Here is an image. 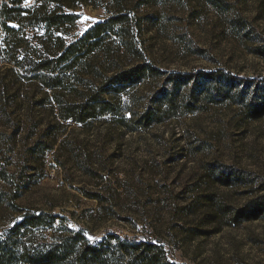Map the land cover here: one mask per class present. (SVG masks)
<instances>
[{
	"label": "rangeland",
	"instance_id": "rangeland-1",
	"mask_svg": "<svg viewBox=\"0 0 264 264\" xmlns=\"http://www.w3.org/2000/svg\"><path fill=\"white\" fill-rule=\"evenodd\" d=\"M231 1L264 40V0ZM97 2L100 6L95 8L77 7L72 13L78 20L58 36L67 44L74 42L109 18L111 7ZM155 13L146 10L139 15ZM170 16L176 23L183 21L179 13ZM162 30L159 38L148 31L142 37L161 71L219 68L238 78L264 79V57L253 53L264 45L257 38L218 40L205 24L189 36L209 50L206 59L186 54L177 40L167 38V27ZM42 36L41 31L25 34L33 49ZM4 38L0 35L1 58L7 55ZM3 61L0 74L7 66ZM20 72L12 75L13 86L5 79L8 84L0 91L11 96L19 89L16 98L5 103L6 110L0 109V133L5 138L0 140V170L10 174L9 183L0 180V264H46L44 256L58 254L74 240L76 252L87 246L99 249L103 264H145L123 251L132 252L126 246L139 242L156 248L155 264H264V218L237 223L232 219L248 202L264 196V116L237 125L240 109L223 104L173 117L148 131L127 132L109 117L88 127L69 121L55 126L58 119L50 98L43 106L35 104L49 92L39 82H27ZM162 87L158 79L128 91L145 104ZM127 97H122L123 103ZM48 126L52 137L44 133ZM214 160L248 179L230 186L216 183L204 167ZM194 202L199 205L190 212ZM187 207L191 208L184 210ZM30 216H40L45 225L16 232ZM53 264L77 263L68 258Z\"/></svg>",
	"mask_w": 264,
	"mask_h": 264
},
{
	"label": "trees",
	"instance_id": "trees-1",
	"mask_svg": "<svg viewBox=\"0 0 264 264\" xmlns=\"http://www.w3.org/2000/svg\"><path fill=\"white\" fill-rule=\"evenodd\" d=\"M97 1L0 0V35L5 36L3 47L7 49L6 58L0 57L7 65L5 74H0V91L6 84L15 83L12 75L17 71H21L27 82H39L49 93L40 96L35 104L43 106L50 98L52 112L58 119L55 126L60 125V121H69L88 127L98 119L109 117L112 124H119L127 132L148 131L173 117L200 114L223 104L238 106L237 125L258 121L264 116L263 78H238L219 68L196 72L161 71L154 65L142 40L144 31L159 38L165 33L162 29L167 27V38L177 40L182 51L206 59L211 55L209 50L198 47L190 38L205 24L211 27V34L218 40L228 37L256 40L258 35L252 22L243 16L237 3L231 0H101L111 7L109 18L96 23L81 38L67 44L58 33L78 20L72 12L79 6H100ZM30 2L34 5L26 7ZM146 10L156 13L139 15L140 11ZM172 12L181 14L183 21L178 19L177 23L174 22L177 19L170 16ZM28 31L43 33L37 39L35 49L29 47L25 38ZM22 52L24 55L19 56ZM253 53L264 57V45L255 47ZM158 79L163 82L162 89L145 104L128 91ZM18 91L16 89L11 96L0 94L3 112L5 103L15 99ZM123 96H128L125 103L122 102ZM30 98L33 100L34 96ZM52 132L48 126L44 133L52 137ZM3 139L4 134L0 133V140ZM51 142L55 143V139ZM35 148L38 149L39 145ZM204 167L209 178L223 186L248 179L242 171L225 166L218 160ZM9 177L4 168L0 170V180L9 183ZM92 198L96 199V196ZM206 198L212 201L211 196ZM196 205L199 203L194 202L192 208L184 210L191 208L190 212H193ZM215 210L218 212L217 206ZM260 218H264V196L248 202L232 219L237 223ZM44 223L40 216H30L23 219L15 231ZM77 237L82 238L80 235ZM76 243L74 240L61 246L58 254L50 252L42 261L53 264L71 258L77 264H103L99 249L87 246L76 252ZM126 248H131L132 252L125 248L123 251L130 257L136 255V261L145 264L157 261V250L150 243H132Z\"/></svg>",
	"mask_w": 264,
	"mask_h": 264
}]
</instances>
